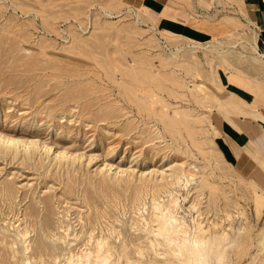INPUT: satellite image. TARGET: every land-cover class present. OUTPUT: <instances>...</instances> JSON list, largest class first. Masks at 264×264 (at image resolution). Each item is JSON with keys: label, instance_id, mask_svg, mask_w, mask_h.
Returning <instances> with one entry per match:
<instances>
[{"label": "rangeland", "instance_id": "374dc122", "mask_svg": "<svg viewBox=\"0 0 264 264\" xmlns=\"http://www.w3.org/2000/svg\"><path fill=\"white\" fill-rule=\"evenodd\" d=\"M158 1L0 0V264H264V0Z\"/></svg>", "mask_w": 264, "mask_h": 264}, {"label": "bare ground", "instance_id": "6f19581e", "mask_svg": "<svg viewBox=\"0 0 264 264\" xmlns=\"http://www.w3.org/2000/svg\"><path fill=\"white\" fill-rule=\"evenodd\" d=\"M201 46L200 45H198V46H195V48H200ZM257 48V47H256ZM257 51V50H256ZM264 56V55H263ZM231 105V104H230ZM234 127V126H233ZM40 143V142H39ZM39 143H37V142H35V141H33V140H29V139H21V138H16V137H13V136H10V135H7V134H4V133H2V132H0V145L2 146L3 145V147L5 146L6 147V149H14V150H22V148H23V151H25V150H29L30 149V153L31 152H33V151H31V149H36V151L38 152V148L39 149H42V150H48V152H49V148L48 147H46L45 145H42V143H41V145L39 144ZM5 149V150H6ZM25 149V150H24ZM4 150V151H5ZM40 151V150H39ZM52 151V150H51ZM73 157V156H72ZM56 158H58L59 160L60 159H62V160H64L65 158H67V159H69V158H71V157H69L68 158V154L67 153H65V152H62V151H57L56 152ZM55 158V159H56ZM73 158H75V157H73ZM79 158V157H78ZM77 159V158H76ZM76 159H73V160H76ZM180 179V178H179ZM178 179V180H179ZM181 180V179H180ZM179 180V181H180ZM166 189V188H165ZM182 189V188H181ZM168 191V190H167ZM163 194V193H162ZM177 201L178 200H175V202L173 203L175 206H177V205H179V204H177ZM167 208H165V206H162V205H160V204H157L156 206H155V210L157 211V212H161V216H163L164 218H165V220H166V222H167V224H169V226L168 225H162V226H160V228H159V230H160V232H164L163 234H165L163 237H166L167 238V242H168V244H170V245H172V246H174L175 248H176V251H178V252H180V253H182V251L184 250L183 248L186 246L185 245V243H186V241H187V234H189L187 231H183V229L185 228H183L182 229V232L181 233H177L176 232V229H175V227H174V225H172V222H175L176 223V221L174 220V218H173V214H172V209L174 208L173 206H170V207H168V206H166ZM164 208V209H163ZM176 209H177V207H176ZM175 209V210H176ZM159 215V213L157 214V216ZM162 218V217H161ZM157 219H158V217H157ZM160 219V218H159ZM162 220V219H161ZM143 221V220H142ZM163 221H164V219H163ZM165 222V221H164ZM175 223H173V224H175ZM160 224H163V223H160ZM183 225H184V223H183ZM202 226V225H201ZM187 227V226H186ZM199 227V226H198ZM181 228V227H180ZM178 229H179V226H178ZM177 229V230H178ZM188 229V228H187ZM28 230V229H27ZM155 230H157V231H159L158 229H156L155 228ZM157 231H154V232H157ZM196 231H198V229L196 230ZM201 232H203L202 231V229L200 230ZM113 232V231H112ZM160 232H159V234H160ZM20 233V232H19ZM18 233V235H20V237H24V238H26L28 235H29V232H25L24 231V233H23V231H22V233H23V236L21 235L22 233H20L19 234ZM199 233V232H198ZM204 233V232H203ZM202 233V234H203ZM49 234V233H48ZM162 234V233H161ZM191 234V233H190ZM196 234H197V232H196ZM176 236L175 238L173 237V236ZM194 235V234H193ZM200 235V234H199ZM56 237V236H55ZM189 238V237H188ZM197 238H199V237H197ZM23 239V238H22ZM190 239V238H189ZM188 239V240H189ZM193 239V238H192ZM191 239V240H192ZM203 239V238H202ZM202 239H201V241H202ZM23 241V240H22ZM105 240L103 239V240H100V242H99V244H100V247L105 243L104 242ZM198 241L200 242V239H198ZM197 241V239H196V237H195V240H194V242H195V248H193V250L195 251V253L196 252H198V253H201L202 252V250H201V248H199V247H197V246H199V242ZM205 241V240H204ZM28 242V241H27ZM189 243H193V242H190L189 241ZM202 243V242H201ZM27 244V243H26ZM187 244H188V242H187ZM204 243H202V245H203ZM109 245V244H108ZM162 245H163V243H162ZM98 246V245H97ZM104 246V245H103ZM106 246V247H105ZM105 248H107V243H105ZM188 247V246H187ZM98 248V247H97ZM175 248H173V250L175 249ZM204 248V247H203ZM191 249V248H190ZM99 250L101 251V249L99 248ZM102 250H103V248H102ZM138 250H139V248H138ZM189 249H187L186 251H188ZM204 250V249H203ZM206 250V249H205ZM204 250V251H205ZM100 251H97V252H99L100 253ZM108 251H109V247H108ZM107 251V252H108ZM140 251V250H139ZM103 252V251H102ZM206 252H209V251H206ZM104 253V252H103ZM109 253H111V251L109 252ZM142 253V252H141ZM179 253V254H180ZM191 253V252H190ZM189 253V254H190ZM203 253V252H202ZM178 254V253H177ZM185 254V256H186V254H188V252L186 253H184ZM197 254V253H196ZM102 255V253L100 254V258L102 257V258H104L103 256H101ZM139 255H141L140 253H139ZM166 255V254H165ZM210 255V254H209ZM220 255V254H219ZM164 256V255H163ZM181 256V255H180ZM182 256H183V253H182ZM185 256H184V258H185ZM197 256V255H196ZM195 255H194V257H196ZM88 257V256H87ZM109 257V256H108ZM193 257V258H194ZM218 257V256H217ZM101 258V259H102ZM127 258V257H126ZM188 258V257H187ZM198 258V257H197ZM218 258H220V257H218ZM98 259V258H97ZM196 259V258H195ZM194 259V260H195ZM199 259V258H198ZM206 259V258H205ZM205 259H202V260H205ZM107 260H108V258H107ZM110 260V259H109ZM130 260V259H129ZM187 260V259H186ZM208 260V259H207ZM102 261V260H101ZM100 261V259H99V262H101ZM106 261V260H105ZM104 261V262H105ZM128 261V260H127ZM139 261H141V260H139ZM183 261V260H182ZM29 262V261H28ZM109 262V261H108ZM108 262H105V264L106 263H108ZM130 262V261H129ZM129 262L127 263V264H129ZM131 262H133V261H131ZM131 262H130V264H131ZM135 262H137V263H135V264H138V261H135ZM181 261H179L178 263H180ZM186 262V261H185ZM192 262H193V260H192ZM191 262V263H192ZM196 262V261H195ZM200 262V261H199ZM209 262V261H208ZM103 263V262H102ZM198 263V262H197ZM133 264V263H132ZM140 264V263H139ZM142 264H144V262L142 263ZM192 264H194V263H192ZM201 264H204V263H202L201 262ZM210 264V263H209Z\"/></svg>", "mask_w": 264, "mask_h": 264}, {"label": "crops", "instance_id": "0c3cea01", "mask_svg": "<svg viewBox=\"0 0 264 264\" xmlns=\"http://www.w3.org/2000/svg\"><path fill=\"white\" fill-rule=\"evenodd\" d=\"M245 1H247L248 3H247V5L249 6V4L251 5V6H253V7H256V8H258V5H257V1L258 0H245ZM168 5H167V2H164V0H159L158 2H157V5H156V7H155V10H154V12L156 13V14H160L164 9H165V7H167ZM169 7V6H168ZM173 7V6H172ZM173 9L175 10V11H177V12H183V10H181L180 8H179V6L178 7H173ZM170 13H173V12H170ZM186 14V13H185ZM162 19H166L164 22H163V24L161 25V28H164V29H167V30H176L177 28H179V24H181V25H185V26H187V27H190V26H188L187 24H184V23H182V22H186V18L185 17H183V15L181 16V18H180V16H177V19L175 18V19H173V18H169V17H161ZM255 20H256V22H257V28H259V32L261 33V35H262V37L264 38V17L262 16V17H259V16H256L255 17ZM255 20H254V18H253V21L255 22ZM259 25V26H258ZM255 26V27H256ZM191 28V27H190ZM183 29H185V27H183ZM187 29V28H186ZM192 34H194L198 39H201V37H202V35L201 34H197V33H193V32H191ZM190 33V34H191ZM262 42V39L261 38H259L258 39V44L259 43H261ZM232 78H231V84H233V86H238V85H236V84H239V85H242V86H244L245 85V89H247V90H249L252 94H255V95H261L262 97H264V95H263V93L262 92H264V86L263 85H261L260 83H258V85H256V86H252L251 84H249V82H247V83H243V82H241V81H238V79H236V76L235 75H233V76H231ZM226 80V79H225ZM236 83V84H235ZM244 91V90H243ZM261 118H264V117H257L256 118V120L254 121V119H251V120H253V126H252V128L254 129V130H256V131H258V130H261L259 127H258V125L256 124V123H258V124H260V121L262 120ZM246 119H250V118H246ZM246 119H242V118H240L239 119V121L240 122H246ZM245 124H247V123H245ZM218 131L221 133V134H224L225 136H228V138H230L231 140H233L238 146H239V144H238V140H240V139H243L242 137H231V136H229L230 135V133H233V132H236L237 133V131H236V129L234 128V127H232L229 123H227L226 122V120L224 119V118H221V128H220V130L218 129ZM228 145V144H227ZM244 145H245V141H244V143H243V147H244Z\"/></svg>", "mask_w": 264, "mask_h": 264}]
</instances>
